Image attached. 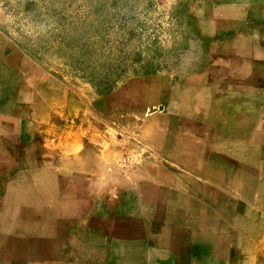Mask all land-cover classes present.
<instances>
[{
  "label": "rangeland",
  "instance_id": "obj_1",
  "mask_svg": "<svg viewBox=\"0 0 264 264\" xmlns=\"http://www.w3.org/2000/svg\"><path fill=\"white\" fill-rule=\"evenodd\" d=\"M186 112L215 129L166 131L196 169L144 208ZM0 264H264V0H0Z\"/></svg>",
  "mask_w": 264,
  "mask_h": 264
},
{
  "label": "crops",
  "instance_id": "obj_2",
  "mask_svg": "<svg viewBox=\"0 0 264 264\" xmlns=\"http://www.w3.org/2000/svg\"><path fill=\"white\" fill-rule=\"evenodd\" d=\"M212 90L213 89H211V91ZM190 93H193V91ZM165 99L167 103L169 97L166 96ZM202 104V101L190 95L183 100L182 107L184 111L192 112L203 108ZM166 111L168 110L166 109ZM210 112L211 111H208V113L205 112L207 114L206 117L210 115ZM211 114H213V112H211ZM184 116V121L178 120L179 122H172L169 118V121L160 124V129L164 130L165 133L161 134L158 143L155 142L151 144L152 148L156 149L158 152V157L145 159L143 168L133 170L131 173V177H139L141 178V184L143 183V187H141L142 185L138 187L144 188L142 192L144 208H162L164 207V203L173 201V198L169 195L173 194L176 189L182 188L184 185L183 179H191L193 175L192 172L196 169V159L193 156L194 151H188V146L185 145L183 141L175 140V142H173L171 138L168 137L166 131H184L195 126L204 129H215L214 121L194 122V119H196L195 115H187V112L184 113ZM179 138L180 137H178V139ZM185 151L191 152V157L185 156ZM139 182L136 181V185L139 184ZM138 187L135 188L134 191L136 194H140Z\"/></svg>",
  "mask_w": 264,
  "mask_h": 264
}]
</instances>
